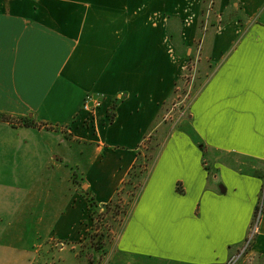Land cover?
Returning a JSON list of instances; mask_svg holds the SVG:
<instances>
[{"label": "crops", "instance_id": "0c3cea01", "mask_svg": "<svg viewBox=\"0 0 264 264\" xmlns=\"http://www.w3.org/2000/svg\"><path fill=\"white\" fill-rule=\"evenodd\" d=\"M191 66L204 81L188 118L167 124ZM88 94L107 99L97 132ZM0 113L49 126L0 122V184L45 216L48 238L81 235L88 203L71 171L106 205L155 134L111 264H226L264 184V0H0ZM253 241L240 264H264V212Z\"/></svg>", "mask_w": 264, "mask_h": 264}, {"label": "rangeland", "instance_id": "374dc122", "mask_svg": "<svg viewBox=\"0 0 264 264\" xmlns=\"http://www.w3.org/2000/svg\"><path fill=\"white\" fill-rule=\"evenodd\" d=\"M200 73L202 72H198L196 66L189 67L183 73L175 90L174 100L166 106L167 124L179 121L177 118L181 113L182 121L188 118L190 101L204 81V75L201 77ZM104 100H107L105 96ZM115 107L114 101L110 104V110L108 109L110 115L115 116ZM108 110L106 115L109 114ZM97 126L95 129L91 124H84V127L96 132L100 123ZM63 130L68 132L65 128ZM158 144L156 135L152 134L140 147L139 158L143 165L152 160ZM146 169L144 166L137 169L130 183L123 185L116 198L103 206H99L89 192L82 188L83 183L78 181L77 171H71L75 187L86 196L88 203L86 218L79 226L82 228L79 240L48 238L43 222L45 216L24 214V196L12 189L17 186L11 181L0 184V264H111L118 236L139 198ZM35 224L37 227L33 228ZM253 242L237 259L236 264H240L250 253Z\"/></svg>", "mask_w": 264, "mask_h": 264}, {"label": "built area", "instance_id": "2783aa9c", "mask_svg": "<svg viewBox=\"0 0 264 264\" xmlns=\"http://www.w3.org/2000/svg\"><path fill=\"white\" fill-rule=\"evenodd\" d=\"M104 105H105L104 96L88 94L85 98L84 105H83V112L85 113V118L83 120L84 124H91V126L96 129L98 127L97 124L100 123V111L102 110ZM114 117L115 116L110 115V112H109V114L106 115L105 119L107 123H110L114 120ZM263 212H264V184H263V188L261 192V198H260V202H259V206L257 210L255 223L253 227L251 228L246 244L241 250L240 252L241 254L239 253L238 255H236L226 264H236L237 259L240 258L241 255L244 254L246 250L248 249V247L251 245L255 236L259 232V222L261 220Z\"/></svg>", "mask_w": 264, "mask_h": 264}, {"label": "trees", "instance_id": "16d2710c", "mask_svg": "<svg viewBox=\"0 0 264 264\" xmlns=\"http://www.w3.org/2000/svg\"><path fill=\"white\" fill-rule=\"evenodd\" d=\"M0 122L9 123L10 125L19 126V127H34V128H48L46 124L37 123L35 120L28 117H12L7 114L0 113ZM147 167L148 164H144L140 161V158L137 161V164L131 170L127 182L124 184H129L131 181V177L134 176L137 169L142 167ZM121 192V191H120ZM119 192V193H120Z\"/></svg>", "mask_w": 264, "mask_h": 264}]
</instances>
